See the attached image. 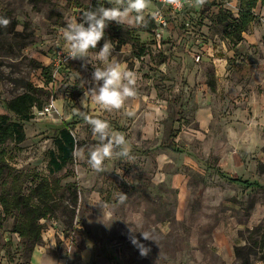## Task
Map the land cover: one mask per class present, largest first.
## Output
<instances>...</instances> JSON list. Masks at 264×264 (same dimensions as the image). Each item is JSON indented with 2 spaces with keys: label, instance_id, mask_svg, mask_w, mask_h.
Segmentation results:
<instances>
[{
  "label": "rangeland",
  "instance_id": "obj_1",
  "mask_svg": "<svg viewBox=\"0 0 264 264\" xmlns=\"http://www.w3.org/2000/svg\"><path fill=\"white\" fill-rule=\"evenodd\" d=\"M95 1L0 0V17L10 21L0 27V115L7 114L5 101L22 94L25 83L44 91L48 103L24 123L22 143L0 148L5 168L0 264H264V63L262 77L245 74L246 63L259 64L256 47L250 53L245 45L234 48L218 20L221 12L238 18L240 0H200L184 16H171L174 29L144 30L156 8L152 0L142 24L110 22L95 51L111 40L112 55L101 63L93 54L92 63L118 62L136 78V94L112 111L94 103L81 108L84 91L93 87V67L66 59L62 51L66 20L78 18ZM256 12L252 28L260 30L264 44V7ZM113 28L140 45L120 47ZM205 45L216 55L225 49L237 54L228 75L218 77L214 63L204 59ZM142 49L146 55L138 59L135 54ZM45 68L52 72L50 84ZM209 80L216 82L214 94ZM257 92L263 101L254 99ZM75 113L82 121L72 126L74 161L51 176L54 138ZM82 113L119 126L116 132L128 140L131 160L113 156L102 171L91 168L88 153L96 139ZM206 114L213 119L201 127L198 115L201 120ZM174 130H179L178 153L167 148ZM216 167L261 187L229 183ZM46 178L61 181L60 208L56 217L41 220L42 242L29 252L14 232L21 218L5 210L2 201L27 198Z\"/></svg>",
  "mask_w": 264,
  "mask_h": 264
},
{
  "label": "trees",
  "instance_id": "obj_2",
  "mask_svg": "<svg viewBox=\"0 0 264 264\" xmlns=\"http://www.w3.org/2000/svg\"><path fill=\"white\" fill-rule=\"evenodd\" d=\"M101 0H96L92 3V8H95ZM258 2L264 4V0H241L238 9V18L233 15L223 14L218 16L219 22L223 25V37L233 44H238L243 40L242 35L245 33L249 25L255 21L253 10L256 8ZM102 3V1H101ZM155 29L154 22H148L144 28L146 32H151ZM113 35L119 37V46L122 47L131 44L133 49L140 45L136 38L127 36L121 33V28H113ZM121 34V36H120ZM146 54V50L142 49L137 52L138 57ZM44 74L48 78L47 83L53 81V76L50 68H45ZM208 85L211 90H215V81L209 80ZM24 92L15 98L5 101L4 107L7 114L0 115V148L8 142L22 143L25 140V133L23 129L24 123L30 122L34 119V110H43L48 104L44 91L38 90L30 83L23 85ZM82 121L78 113L73 114V122L66 123L62 127L56 137L54 138L55 151L50 152L48 169L51 176L63 171L68 165L73 163L75 152L77 148V141L73 134V125ZM110 128L114 131H119L121 128L114 122L109 123ZM179 130H174L171 133L170 139L172 143L167 146L168 149L174 152H181L175 144L174 140L178 136ZM121 158V157H120ZM123 158H121L122 160ZM218 175L227 180L229 183L238 184L248 188H259L261 185L258 182H250L242 178L230 177L224 173L220 168H215ZM4 165L0 162V177L4 174ZM50 179V180H49ZM60 179L52 180L46 178L40 180V183L29 193L27 198H21L14 195L13 201H2L5 210H12L15 212L14 216L21 218V221L16 223L14 232L24 239L29 252H33L34 248L39 245L41 241L42 226L41 220H46L48 217H56L60 205L57 199L60 191L63 188L60 185ZM71 186H68L70 189ZM10 194H7V196ZM35 201V204L31 203ZM78 202L77 196L71 198L72 205Z\"/></svg>",
  "mask_w": 264,
  "mask_h": 264
},
{
  "label": "clouds",
  "instance_id": "obj_3",
  "mask_svg": "<svg viewBox=\"0 0 264 264\" xmlns=\"http://www.w3.org/2000/svg\"><path fill=\"white\" fill-rule=\"evenodd\" d=\"M176 7H181L179 0H172ZM107 4L111 5L105 6ZM95 8L83 11L78 18L66 20L62 30L64 45L62 51L66 59L81 60L93 67V87L84 91L81 108L89 109L96 104L105 111L119 110L124 101L136 94V78L130 70L120 63H109L97 66L94 58L101 63L107 61L113 52V42L105 40L99 51H95L98 43L105 37V29L110 22L121 25H139L144 22L147 0H106ZM155 19L157 12L151 13ZM10 21L0 17V27H7ZM83 65V66H86ZM83 119L91 127L96 144L89 150L88 164L96 171H102L104 161L113 156L131 160V149L126 137L110 128L108 121L83 114ZM144 236V235H143ZM145 238H148L144 236ZM149 239V238H148ZM142 255L147 252L142 248Z\"/></svg>",
  "mask_w": 264,
  "mask_h": 264
},
{
  "label": "crops",
  "instance_id": "obj_4",
  "mask_svg": "<svg viewBox=\"0 0 264 264\" xmlns=\"http://www.w3.org/2000/svg\"><path fill=\"white\" fill-rule=\"evenodd\" d=\"M241 1V0H240ZM239 1V4H240ZM204 3L205 0H204ZM262 8L264 7V4L261 2H258L256 5V8L253 10L255 17V21L258 19V14L256 12L257 8ZM253 21L250 25L248 30L243 33L242 38L243 40L241 42H239L238 44H233L231 43L229 40H227L234 48L239 49L242 45H245L246 52L250 51L248 50L250 47H256L255 49L257 50V54L254 56V59H256L259 64L257 63H246L243 67L244 69V73L246 74V71L248 72L249 77L252 79L254 76H257V78L262 77V65L264 63V44L261 42L262 41V34L260 33V30L254 29L252 28L254 22ZM170 28L174 29V25H170ZM252 28V32H250V29ZM202 45V44H201ZM204 45V44H203ZM202 45V46H203ZM202 51L205 53L204 54V59L207 58L210 62L214 63V66L216 68V72L218 74V77L223 78V76H226L229 74V63H231V61H234L236 59V53H233V51H228L227 49L223 50L219 55H216V52L218 53V51L214 50L212 48V46L210 47L209 45H205V48L202 49ZM224 54V55H222ZM146 55V54H145ZM144 55V56H145ZM142 57H138L137 54H135V57H137L138 59L143 58ZM240 67V68H242ZM238 69V68H237ZM264 80V79H263ZM206 85L208 86L210 92H212L213 94L216 93V82H215V90H211V88L208 85V81L206 82ZM255 94V93H253ZM256 94L254 95V99H256L257 101L261 102L263 101L259 96V92H257V97H255ZM213 119V116L209 114H206L205 117H203V119L200 120V115H198V120L201 123V127H204V125H207L211 120ZM171 137V136H170ZM176 139V138H175ZM87 254V257L89 258V254L88 252L84 251L83 255ZM43 259V257H42ZM85 260L87 261L88 259L85 258Z\"/></svg>",
  "mask_w": 264,
  "mask_h": 264
},
{
  "label": "built area",
  "instance_id": "obj_5",
  "mask_svg": "<svg viewBox=\"0 0 264 264\" xmlns=\"http://www.w3.org/2000/svg\"><path fill=\"white\" fill-rule=\"evenodd\" d=\"M156 4L155 12L158 13V16L154 19L152 17V21L154 22L155 27L158 28H169L170 27V18L171 16L182 17L186 14L187 9L193 7L200 0H179L181 7H176L172 0H152ZM209 1L210 3H217L219 1H227V0H205V2ZM92 8V6H91ZM153 11V12H154ZM188 27L189 24L185 23ZM197 61L200 60V56H197Z\"/></svg>",
  "mask_w": 264,
  "mask_h": 264
}]
</instances>
